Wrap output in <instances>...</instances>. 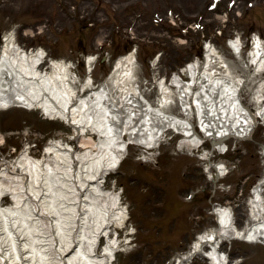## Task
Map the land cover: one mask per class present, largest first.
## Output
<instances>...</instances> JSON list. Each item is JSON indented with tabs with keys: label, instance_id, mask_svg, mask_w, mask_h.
<instances>
[{
	"label": "rangeland",
	"instance_id": "374dc122",
	"mask_svg": "<svg viewBox=\"0 0 264 264\" xmlns=\"http://www.w3.org/2000/svg\"><path fill=\"white\" fill-rule=\"evenodd\" d=\"M125 4L119 0L111 4L105 0H0V54L5 39L23 53L43 51L48 60L69 68V82L75 83L71 91L81 97L106 82L113 98L139 86L158 108L164 84L169 95L164 111L185 118L173 80L179 77L194 84L189 89L193 101L202 87L200 76L193 83L188 66L197 65L203 72L204 46L210 43L228 68L227 73L215 72L213 79L244 80V106L253 113L264 106L258 102L259 95L264 98V70L256 72L251 65L253 36L264 40V0H224L215 13L200 10L206 18H181L180 29L171 27L163 6ZM237 39L243 45L241 54L230 47ZM129 54L134 62L131 74L125 76L116 64ZM90 57L94 58L92 71L86 66ZM87 81L92 85L83 93ZM190 121L202 135L197 111L193 110ZM25 132L30 133L28 138ZM0 133L5 137L0 146L1 170L5 156L6 163H15L29 145L32 154L42 157L41 149L49 139L62 134L68 140L73 129L50 122L41 109L15 107L0 111ZM183 140L169 130L156 150L130 145L122 166L109 177L106 189L121 194L122 207L130 212L125 226L135 231L132 243L117 254L114 264H176L202 233L217 227L218 208L228 209L239 230L255 221L250 201L255 188L264 183V120L258 119L247 139H228L225 153L215 150L212 141L191 149L181 146ZM218 166L223 169L215 181L212 176L218 175ZM10 203L6 197V204ZM219 251L228 264H264L262 243L225 240ZM185 264L211 262L196 256Z\"/></svg>",
	"mask_w": 264,
	"mask_h": 264
},
{
	"label": "bare ground",
	"instance_id": "6f19581e",
	"mask_svg": "<svg viewBox=\"0 0 264 264\" xmlns=\"http://www.w3.org/2000/svg\"><path fill=\"white\" fill-rule=\"evenodd\" d=\"M230 46L243 53L241 40L231 41ZM1 53L0 111L41 109L52 120L68 122L81 138L82 151L71 152L69 146L55 143L49 147L52 157L33 160L25 153L14 166L7 164L1 171L0 189H7L16 205L0 209V264H113V252L118 249L113 240L100 256L89 252L100 234L108 233L113 221L122 223L126 218L121 197L105 191L102 183L109 171L120 168L118 163L126 158L130 145L156 148L172 130L184 135L182 146L197 148L203 141L213 140L220 150L230 138L249 137L258 119L264 120V107L253 113L244 106V80L213 79L215 72L227 73L228 68L209 48L203 72L200 74L196 65L188 69L193 83L200 76L202 87L193 101L188 90L194 84H185L178 77L173 80L185 118L164 111L169 95L163 84L158 108L138 88L113 98L108 82L90 95L78 97L66 86L67 67L54 64L55 70L48 75L39 71L43 51L26 54L6 39ZM251 56L256 72L264 70V41L258 36L253 37ZM133 62L134 55L129 54L118 60L116 69L129 76ZM262 101L258 96V102ZM193 109L197 110L202 137L189 121ZM85 131L97 134L99 140L84 135ZM250 205L255 221L244 230L234 225L228 209H216L217 227L201 234L178 263L203 256L211 264H228L226 255L219 251L225 240L264 244V183L255 188Z\"/></svg>",
	"mask_w": 264,
	"mask_h": 264
},
{
	"label": "flooded vegetation",
	"instance_id": "af4514ba",
	"mask_svg": "<svg viewBox=\"0 0 264 264\" xmlns=\"http://www.w3.org/2000/svg\"><path fill=\"white\" fill-rule=\"evenodd\" d=\"M108 3H112V0H105ZM125 5L137 4L144 7L160 8L163 6L167 10L172 12V17L178 19L205 15V13L200 12L203 8L207 11L208 6L213 3L214 0H119ZM218 2V0H216ZM219 6V4H218ZM127 8V7H126ZM196 8V10H194ZM195 11V12H194ZM166 16V15H165ZM206 17V15H205Z\"/></svg>",
	"mask_w": 264,
	"mask_h": 264
}]
</instances>
